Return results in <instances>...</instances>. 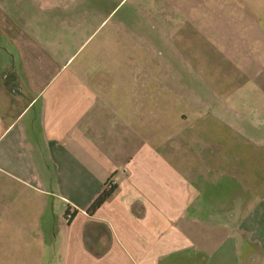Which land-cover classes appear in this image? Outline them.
Here are the masks:
<instances>
[{
  "label": "crops",
  "instance_id": "0c3cea01",
  "mask_svg": "<svg viewBox=\"0 0 264 264\" xmlns=\"http://www.w3.org/2000/svg\"><path fill=\"white\" fill-rule=\"evenodd\" d=\"M90 1L0 0V241L38 264H264L263 183L245 189L258 199L215 197L216 167L185 159L161 133L148 81L111 65L115 29L128 37L133 21L91 45L123 0ZM108 182L113 194L89 213Z\"/></svg>",
  "mask_w": 264,
  "mask_h": 264
},
{
  "label": "rangeland",
  "instance_id": "374dc122",
  "mask_svg": "<svg viewBox=\"0 0 264 264\" xmlns=\"http://www.w3.org/2000/svg\"><path fill=\"white\" fill-rule=\"evenodd\" d=\"M157 4L123 0L91 45L113 31L115 21H133L128 37L115 29L113 69L133 70L138 82L148 81L145 99L163 119L161 133L178 136L185 159L194 158L188 151L201 153L197 164L216 167L208 182L215 197L258 199L262 190L245 189L250 180L264 187V0H198L182 11H159ZM121 54L128 56L124 65ZM98 55L104 67L105 51ZM10 244L0 241V264L39 263L37 252ZM44 250L49 259L52 252Z\"/></svg>",
  "mask_w": 264,
  "mask_h": 264
},
{
  "label": "trees",
  "instance_id": "16d2710c",
  "mask_svg": "<svg viewBox=\"0 0 264 264\" xmlns=\"http://www.w3.org/2000/svg\"><path fill=\"white\" fill-rule=\"evenodd\" d=\"M114 185L106 187L101 195L94 201L89 209V213L95 212L106 200H108L114 192ZM68 214V213H67Z\"/></svg>",
  "mask_w": 264,
  "mask_h": 264
},
{
  "label": "built area",
  "instance_id": "2783aa9c",
  "mask_svg": "<svg viewBox=\"0 0 264 264\" xmlns=\"http://www.w3.org/2000/svg\"><path fill=\"white\" fill-rule=\"evenodd\" d=\"M109 185H112V183H111V182H108L107 187H109ZM70 218H71V214L68 213V214L66 215V217H65V220H66V221H69Z\"/></svg>",
  "mask_w": 264,
  "mask_h": 264
}]
</instances>
